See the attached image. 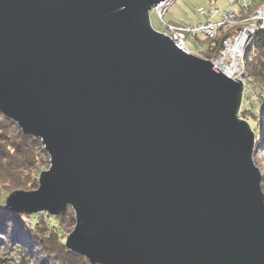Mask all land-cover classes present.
<instances>
[{
    "label": "water",
    "instance_id": "1",
    "mask_svg": "<svg viewBox=\"0 0 264 264\" xmlns=\"http://www.w3.org/2000/svg\"><path fill=\"white\" fill-rule=\"evenodd\" d=\"M164 0H0V112L50 157L12 211L92 264H264L243 82L155 30Z\"/></svg>",
    "mask_w": 264,
    "mask_h": 264
},
{
    "label": "trees",
    "instance_id": "2",
    "mask_svg": "<svg viewBox=\"0 0 264 264\" xmlns=\"http://www.w3.org/2000/svg\"><path fill=\"white\" fill-rule=\"evenodd\" d=\"M253 9L241 7V15H247ZM223 38L224 36L215 39L198 37L203 47V58L210 59L217 54L222 48ZM244 61L248 80L256 92L257 111L252 106L255 103L250 101V93H245L241 113L254 116L255 128H259L255 152L261 155L264 149V28L257 30L250 38ZM12 123L0 113V177H10L16 187L28 184L33 186L34 180L30 179L26 171L36 168L40 140L23 134L21 130L11 136L8 127ZM41 151L44 152V149ZM26 181L28 182L25 183ZM67 210L72 217L73 212L69 208ZM65 215L62 212L58 216L42 213L28 216L0 205V245L7 243L18 249L20 258L16 264H55V260L60 264H92L85 257L66 248V234L58 227Z\"/></svg>",
    "mask_w": 264,
    "mask_h": 264
},
{
    "label": "rangeland",
    "instance_id": "3",
    "mask_svg": "<svg viewBox=\"0 0 264 264\" xmlns=\"http://www.w3.org/2000/svg\"><path fill=\"white\" fill-rule=\"evenodd\" d=\"M208 1L209 0H175V2L169 7L168 11L165 13V15L163 17V20L167 24L174 25V26L184 25V24L191 23V22L193 23V22L203 21V18L198 15L197 9L199 7L208 8V4H209ZM229 1L230 0H219V5L218 6H220L222 9L225 8L224 10H227L230 7ZM245 1L251 2V0H245ZM244 2H243V6H241V7H249L250 8L251 5L246 6ZM261 3H263V0H261ZM261 3H259L257 6H255L253 8L254 9L258 8L261 5ZM217 4H218V0H217ZM236 4H238V3H235V5ZM240 13H243V12H240ZM150 21H151L152 27L155 30H157V31H159V32H161V33H163L165 35L163 30L165 29L166 25L157 16V14L153 10L150 11ZM167 36L169 38H171V40L173 41V38L170 36V34L167 35ZM199 37H202V35H199ZM218 37H221V34L218 35L216 38H218ZM185 45H186V48L189 51L188 52L186 49H184L186 52H188V53H190L192 55H195L197 57L203 58V54H204V52L202 50L203 47H202V44L200 43V41L198 40V38L194 39L193 36L187 35L186 40H185ZM199 46H201V48ZM213 57L210 58V59L204 57V59L210 60L211 63L213 64V66H214V62L212 60ZM241 60H242V63H244L243 67H242V72H241L242 74L239 77H235V78H238V79L242 80L243 86H244L243 97H242L241 107H240V110H239V115H240L241 119H245V120H247L249 122L252 130L255 133V145H256V138H257V134H258V129L259 128L258 129L255 128L254 116L250 115V113H247L246 115H244V114L242 115L241 110L244 108L242 103H243V100H244V94L245 93H250V95H251V100L250 101H252L251 103H255L256 104L257 97H256V92H255L254 86H253V84L251 82H249L248 76L246 74V65H245V61H244V55H243V57H241ZM216 68H218V67H216ZM218 69L223 73L222 69H220V68H218ZM230 78H232V77H230ZM232 79H234V78H232ZM247 105H250V104H247ZM254 105L252 104V106L254 108V111H257V108H256L257 104H256L255 107H254ZM10 121H12V120H10ZM12 122L13 123L10 124L9 127H8V129H9L8 132L10 133L11 136L16 135L18 133V131L21 130L16 122H14V121H12ZM256 125H257V123H256ZM40 146L41 147L38 148V150H37L38 151V159L39 160H37L36 168L31 169L29 171H26L27 172L26 174L30 177V179L34 180L33 186L35 188H33V186H30L29 184L28 185H19V186L17 185V187H16V184H14V182L12 181V179H10V177L5 176V175L1 176L0 177V205L5 206V198L13 190H16V189H21V190L37 189V187L39 186L38 177H39L40 172L42 170L43 171L48 170L49 166H50L49 154L45 150L44 145H43L41 140H40ZM41 149H44V152L41 151ZM252 158H253V162L255 163V166L258 168V171L260 172V175H261L260 186H261V190H262V192L264 194V149L262 150L261 155L260 154L258 155L255 152V148H254V153L252 155ZM28 176H26V177H28ZM20 180H21V178H20ZM27 182L28 181H26L25 183H27ZM68 208L73 212L72 213V215H73L72 217L69 216L70 213L67 210ZM63 212L66 213V215L63 218L62 224H60L58 227L61 228L62 229L61 231H63V233H65L66 236H67V234L72 231V229H73V227L75 225V218H74L75 214H74V210L69 205L65 208V210ZM17 213H19V212H17ZM40 213L49 214L46 211H43V212H40ZM34 214H38V213H34ZM34 214H30V215L26 214V215L31 216V215H34ZM60 214H58V215H60ZM49 215H51V214H49ZM58 215H51V216H58ZM66 236L64 237V244H65ZM19 255H20L19 251H18V249L16 247L11 246L10 244H7V243L0 245V264H16L17 261L20 258ZM55 261H56L55 264H60L57 260H55Z\"/></svg>",
    "mask_w": 264,
    "mask_h": 264
},
{
    "label": "built area",
    "instance_id": "4",
    "mask_svg": "<svg viewBox=\"0 0 264 264\" xmlns=\"http://www.w3.org/2000/svg\"><path fill=\"white\" fill-rule=\"evenodd\" d=\"M239 0H230L229 5L234 6ZM175 0H164L154 7L153 11L164 22L163 17ZM208 8L199 7L197 13L203 21L191 22L184 25H169L165 23V35L173 38V42L182 49L187 35L194 39L199 35L215 39L218 35L224 36L222 48L213 57L214 66L223 70L229 77L241 76L243 57L246 47L253 34L264 28V0L258 8L247 15H241L233 9L224 10L217 4V0H209ZM246 6L251 2L245 1ZM229 32V33H228ZM201 48V46H199ZM189 52V51H188Z\"/></svg>",
    "mask_w": 264,
    "mask_h": 264
},
{
    "label": "crops",
    "instance_id": "5",
    "mask_svg": "<svg viewBox=\"0 0 264 264\" xmlns=\"http://www.w3.org/2000/svg\"><path fill=\"white\" fill-rule=\"evenodd\" d=\"M245 0H239L238 1V4H236L235 6H231L230 5V7H229V9H233V10H235L236 12H240V9H241V6H243V2H244ZM259 3H261V0H251V6H250V8L251 7H255V6H257ZM218 5H219V0H218ZM224 8V7H223ZM225 9V8H224ZM239 14H241V13H239Z\"/></svg>",
    "mask_w": 264,
    "mask_h": 264
}]
</instances>
